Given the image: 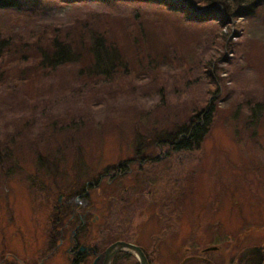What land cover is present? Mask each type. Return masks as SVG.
<instances>
[{
  "label": "rangeland",
  "instance_id": "374dc122",
  "mask_svg": "<svg viewBox=\"0 0 264 264\" xmlns=\"http://www.w3.org/2000/svg\"><path fill=\"white\" fill-rule=\"evenodd\" d=\"M142 7L147 10L146 15L152 9L148 4L128 1L115 6L92 0H50L47 8L31 20L0 8V28L12 33L21 31V38L31 39L41 25L78 24L87 17L94 20L95 15H102L104 19L99 24L112 25L119 34L122 30L117 27V20ZM149 15H164L155 38L161 51L166 47L172 53L170 58L152 62L149 67L131 69L132 77L126 81L96 83L91 88L74 83V90L47 91L50 85H37L32 80L28 85L30 94L26 95V85L17 68L0 74V140L7 147L0 169V226L5 225L6 219H15L25 235L22 238L13 226L6 228L8 252L27 251L25 238L35 237L34 246L39 245L41 241L36 237L43 235L40 232L46 221L52 223L57 232L53 234L59 236L62 226L73 222L72 206L59 203L61 192L53 193L49 203L36 190L33 177L49 183L57 179L58 187H81L98 178L106 165L112 168L132 157L127 172L107 184L106 179H99L98 186L91 189L88 208L75 210L87 212V216L99 213L100 220L133 221V225L141 226L140 243L145 247L150 246L153 235L163 233L156 244L158 255L152 254L154 264H178L189 254L185 247L191 245L196 253L203 247L222 245L227 255L225 264H245L244 254L250 249L254 256L255 251L261 255L263 264L264 107L258 119L252 120L251 112L256 103L264 105V5L252 16L219 25L207 21L179 27L177 14L150 11ZM136 55L143 56L140 52ZM26 63L38 65L35 60ZM4 66L0 59V70ZM58 70L69 75L64 66ZM48 81L57 85L59 82L55 77ZM12 88L16 89L14 95L8 94ZM8 100L19 106L10 109ZM209 103L215 106L214 119L199 148L177 152L170 144L155 148L147 143L149 146L142 151L135 149V136L145 137L150 132L154 135L158 130L183 124ZM51 118L71 123H53ZM26 119H32L31 126L25 127ZM48 124L57 125L50 128L64 137V143L58 146L68 153L60 158L61 172L55 177L49 174L54 173V166H42L36 156L39 149L44 150L47 135L43 132ZM74 145H80L82 150L78 148L80 154L72 162ZM143 154L163 155L162 159L142 164L138 161ZM71 166L73 175L64 174ZM137 167L143 174L134 179ZM87 173L90 179L84 182ZM146 186L149 199L137 195L135 202H126V211L120 209L122 212L111 206L124 193L123 188L133 187L140 193ZM170 209L172 214H167ZM162 226L168 228L165 233L160 230ZM69 234L71 230L53 249L51 264H70L67 256L73 254L66 251ZM220 253L218 249L207 256H221L224 264Z\"/></svg>",
  "mask_w": 264,
  "mask_h": 264
},
{
  "label": "trees",
  "instance_id": "16d2710c",
  "mask_svg": "<svg viewBox=\"0 0 264 264\" xmlns=\"http://www.w3.org/2000/svg\"><path fill=\"white\" fill-rule=\"evenodd\" d=\"M63 1L67 3H76L82 0ZM92 1L101 2L104 5L115 6L121 1L148 4L152 7L150 11L155 13L166 11L171 14H177L175 16L179 27L185 26L186 24H198L207 21H215L218 25L227 24L229 21H233V19L252 16L257 12L261 5H264V0ZM49 2L50 0H0V8L20 14L17 16H22V14H24V16H27L28 19L31 20L34 14L38 15L39 12L42 13L49 5ZM150 11L148 12V15H146L147 10L144 8L136 9L131 15H125L124 17L119 18L116 23V25L120 24L117 27L122 30L119 34L114 32V26L109 24L107 26L99 24L104 19L102 15H95L94 20L91 17H87L85 21H79L78 24H67L65 26L55 24L44 26L41 25L43 24L41 23L40 28L31 39L21 38V31L12 33L0 28V59L3 60V64L5 65L4 69L0 70V74L8 71L9 68H17L18 76L24 80L22 83L26 85V95L30 94V88L28 85L32 80H36L34 83H38L37 85H39L40 82L42 85H50L51 87L48 88L49 90L47 91H51L55 88L61 89L62 91L74 90V83L76 85L82 83V85L84 84L86 87L91 88L95 87L94 84L96 83L110 84L116 81H126L132 77L131 69H141L143 65L149 67L152 62L159 63V60L170 58L172 53V51L166 47L165 50L162 49L161 51L157 47V41L155 38L156 29L160 27L164 15H149ZM170 49H173L171 44ZM139 52L142 53L143 56L136 55V53L139 54ZM142 58H144L143 61ZM30 60L37 61L38 65H28L26 62ZM39 66L41 67V72H39ZM63 66L66 67L69 75H67V73H63L64 75H62L59 72L58 68ZM51 71L54 72L51 73ZM149 76L153 77L152 75ZM50 77H55L59 80L58 85L55 81L49 82L48 79ZM21 90L23 91L22 87ZM10 92L14 95L16 89L12 88L9 90L8 94H10ZM6 104L10 105V109L15 108L13 105L19 106L18 103L10 100L6 101ZM263 107L264 105L256 103L251 112L252 120L253 118L258 119L260 117V111ZM214 114L215 106L212 103H209L207 106L199 109L196 114L189 116L187 121L183 124L174 125L169 128V130H158L154 135L150 132L145 135V137L138 135L135 136L133 142L135 149H138V151L141 149L142 151L143 147L145 149L149 146L147 143L155 148H162V146L170 144L177 152L197 149L201 146L204 138L210 130ZM28 119L25 121V127H28L29 125L31 126L32 124V119L30 121ZM51 120L53 123H71V121L66 119H64V122L63 120H55L54 118H51ZM50 126L57 127V125H49V128L43 132L47 135L46 143L43 146L44 150L40 151L38 148L39 150L37 151L36 156L38 157V163L42 166H50V164L54 166L52 170L54 173L49 174H52V176L55 177L59 176L61 172L60 158L68 155V153L65 152V150H61L62 148L58 146L59 144L64 143V137L51 129ZM79 132V130H76V133ZM78 135L80 134H77V136ZM35 136L36 135L32 138L34 139ZM5 144L6 143L0 140V169L4 162L1 159L7 155V147ZM74 147L76 152L72 157V162H75L77 160V155L80 154V152L77 151L78 148L82 150L80 145H74ZM64 148H66V146ZM57 151L59 152V157H56ZM162 155L163 154L158 157H151L152 154H143L138 162L142 164L149 163L153 160L162 159ZM112 168L111 165H106L104 167V172L101 173L98 178L91 180L86 189L88 194L85 193V183H82L83 186L81 187L76 186L73 191L65 187V185L62 186L60 184L58 187L57 179H51V182L49 183L46 179L33 177V184L36 190L43 194L41 197L49 201V203L54 197L53 193L58 191L67 192L68 197L75 193L82 192L83 195L81 197H84L89 201L91 189L98 186L99 179L100 182L102 179H106L105 184H107L112 182L113 178L117 179L116 177L118 175H123L128 171L125 169L120 173L113 174V172H111ZM142 174L143 172L141 171V168L137 167L133 177L134 179H139ZM88 179H90V177L87 173L84 175L83 181L85 182ZM144 188L147 191H143L145 189H142L140 193L131 196L134 198L137 197V195H141L148 197L149 199V187L146 186ZM126 197H128L126 193L119 194L115 205L111 206L117 208L119 211L120 209L125 210L124 206L126 202H128ZM176 212H178V210H176ZM167 214H172L171 209L168 210ZM165 215L166 214H164V216ZM120 217L116 218L120 219ZM166 218L168 219L167 215ZM198 253L202 255L207 252H203V250L200 249ZM244 256L245 264H262L261 255L257 254L256 251L254 256L253 253H250V249H247ZM190 262L204 264V262H200L197 259H193Z\"/></svg>",
  "mask_w": 264,
  "mask_h": 264
},
{
  "label": "flooded vegetation",
  "instance_id": "af4514ba",
  "mask_svg": "<svg viewBox=\"0 0 264 264\" xmlns=\"http://www.w3.org/2000/svg\"><path fill=\"white\" fill-rule=\"evenodd\" d=\"M132 157L128 159V162L123 161L115 165L113 168L115 173H120L122 170L129 169L128 163L132 162ZM76 168V166L74 167ZM142 171V170H141ZM69 173L70 175H73L74 169L71 166L65 171L64 174ZM82 175V171L78 172V177ZM115 179L113 178L112 181ZM91 180L87 181V185ZM94 184V183H93ZM95 185V184H94ZM74 186V185H73ZM72 185L69 186V184H66L65 187L69 188L70 190H75V187ZM132 189V192H131ZM131 192L130 194L128 192ZM122 192L126 193L128 197H126L127 201H136L137 197H132L131 195L139 193V190H134V188H123ZM88 194V191L85 192ZM59 203L61 204H67L72 206V210L70 212L71 219L73 222H67L65 223L66 229H62L60 231V235L53 234L57 233L55 230H53L54 226H52V223L50 221H46L43 225V229L40 233H43L42 236L36 237L37 240H40V244L37 246H34L35 237L33 239H24V247L26 246L27 251H25L23 254H20L18 251L15 252H8L5 237H6V228L13 226L17 229V232L20 233V236L23 238L24 232L22 231L19 224H16L15 219H6L5 225L0 226V239L2 238V242L0 240V264H51L49 258L53 255V249H56L59 245V241L62 240L61 237H64V233H69L71 230V234L66 235L68 237V243L70 242L69 247L66 249V251H70L69 254H73V256H67L70 260V264H104V251L106 247H108L112 242L114 241H126L128 243L134 244L143 252V254L146 256L148 260V264H154L152 260V254L158 255L156 244L158 242V237L163 236L162 234L153 235L152 242L150 243L149 247H145L143 244L140 243L141 235L140 230L141 226L133 225V221H122V220H100V214L97 213L92 216H87V212L81 211L85 208H88L87 201L84 197H81L83 195L82 192L75 193L71 195L70 197L67 196V192L63 191L59 193ZM84 201V202H83ZM76 203V205H75ZM79 204V205H78ZM60 208H58V211H61V205L58 204ZM138 205V204H134ZM47 208V207H46ZM54 208H56V205L54 204ZM75 208H81V210H75ZM49 211V209H47ZM64 215H66V210L63 209ZM64 215L62 217H64ZM48 218L51 217L48 216ZM55 220H58L55 217ZM61 222V220H60ZM142 222V221H141ZM140 222V224H141ZM36 222H34V228H36L35 225ZM54 224H57V221H54ZM168 228L161 227L162 232H166ZM156 238V239H154ZM66 241V240H65ZM54 243V247L52 248V244ZM203 247L201 250L203 252H207L204 254L196 253L195 248L193 245L186 246L185 249L187 251V255H185L178 264L182 262V264H188L193 259H197L200 262H204V264H222L223 259H221V256L218 257H209L207 256L209 252H216V250L220 249V252L223 253L220 255L224 256V264L227 259L226 251H224V248L218 245H212L211 247L214 248H208ZM170 250V249H169ZM157 252V253H156ZM246 253V251H245ZM128 260L134 261V263L138 262L137 255L131 251H119L116 252L108 264H118L119 262ZM250 264V263H249Z\"/></svg>",
  "mask_w": 264,
  "mask_h": 264
},
{
  "label": "water",
  "instance_id": "95a60500",
  "mask_svg": "<svg viewBox=\"0 0 264 264\" xmlns=\"http://www.w3.org/2000/svg\"><path fill=\"white\" fill-rule=\"evenodd\" d=\"M209 248H214V247H208L206 249ZM119 251H128V252L133 251L137 255L139 264H148V260L146 256L139 249V247L122 240L114 241L108 247H106L104 251V264H108L111 258L113 257V255ZM180 264H182V262Z\"/></svg>",
  "mask_w": 264,
  "mask_h": 264
}]
</instances>
